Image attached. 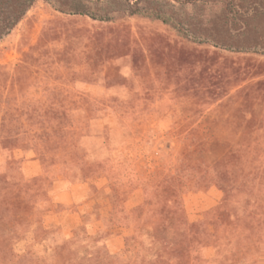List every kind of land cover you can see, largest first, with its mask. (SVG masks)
<instances>
[{
	"label": "rangeland",
	"instance_id": "1",
	"mask_svg": "<svg viewBox=\"0 0 264 264\" xmlns=\"http://www.w3.org/2000/svg\"><path fill=\"white\" fill-rule=\"evenodd\" d=\"M164 177L178 260L145 205ZM9 227L0 264H264V0H35L0 40Z\"/></svg>",
	"mask_w": 264,
	"mask_h": 264
},
{
	"label": "trees",
	"instance_id": "2",
	"mask_svg": "<svg viewBox=\"0 0 264 264\" xmlns=\"http://www.w3.org/2000/svg\"><path fill=\"white\" fill-rule=\"evenodd\" d=\"M19 5L16 6H7L8 15L5 16L7 19L4 23V27L0 30V40L9 33V31L21 20L22 16L28 10V8L32 5L35 0H30L25 4L23 0H14ZM11 7V8H9ZM141 13V12H139ZM148 16H153L154 18L160 19L164 23H169L167 18L163 16H159L158 14H145ZM5 19V18H4ZM8 21V22H7ZM224 160V154H220L217 156L216 160L213 162V165H219ZM218 180L221 178L216 177ZM163 184H166V187L162 188L159 192L158 190H151L148 200L146 202V210L151 213L152 216H156L158 214L157 219H153L151 223V236L154 239H159L165 233L169 235L172 245L177 250L172 251L178 257L183 258V251L180 250L182 248L183 242L190 237L189 230L187 225L182 220V210L178 203L177 199V191L175 190L174 183L180 182L179 179L171 180L169 177H164L162 179ZM159 206L160 209L156 207ZM170 206H173L175 209L172 211L169 209ZM22 211L26 213L28 211L27 203H25L22 208ZM141 211V210H140ZM156 214V215H155ZM173 216H172V215ZM141 213H136V218L141 217ZM222 216V213L219 215ZM13 229L11 227L5 228L0 231V261L2 262L3 257L8 254V243L7 240L11 238L13 233ZM214 234H210L213 237ZM192 237V236H191ZM181 258V259H182Z\"/></svg>",
	"mask_w": 264,
	"mask_h": 264
},
{
	"label": "crops",
	"instance_id": "3",
	"mask_svg": "<svg viewBox=\"0 0 264 264\" xmlns=\"http://www.w3.org/2000/svg\"><path fill=\"white\" fill-rule=\"evenodd\" d=\"M109 243H110L113 251L118 250V245H117L118 244V237L114 236L113 238H111L109 240Z\"/></svg>",
	"mask_w": 264,
	"mask_h": 264
}]
</instances>
